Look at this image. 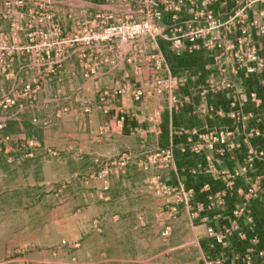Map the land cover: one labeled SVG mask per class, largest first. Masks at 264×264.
I'll use <instances>...</instances> for the list:
<instances>
[{
	"label": "rangeland",
	"instance_id": "1",
	"mask_svg": "<svg viewBox=\"0 0 264 264\" xmlns=\"http://www.w3.org/2000/svg\"><path fill=\"white\" fill-rule=\"evenodd\" d=\"M16 1L0 0V12L8 5L13 10L0 17L12 20L10 28L0 26V264H202L196 254L201 238L185 233L181 208L191 204L190 218L198 220L200 213L193 215V209L204 210L197 206L202 198L214 202L212 210L223 203L227 210V200L238 203L246 192L237 197L212 188L198 192L170 183V171L177 156L212 151L215 147L208 148L206 141L227 133L183 127L176 131L196 137L191 150L186 143L123 149L103 120L114 118L121 124L126 112L107 106L126 93L134 100L133 90L143 87L129 81L108 87L104 80L98 89L84 85L97 82L99 68L110 61L138 74L126 59L153 52L150 33L109 41L99 39L100 29L81 30L79 39L90 38L89 55L78 66L85 71L65 73V64L71 68V57L81 53L67 41L72 31L59 35L49 25L25 28L17 19L16 25L14 11L21 7ZM24 1L50 13L55 8V0ZM112 7L121 16L129 5L115 0ZM248 48L234 47L244 58L231 78L238 87H253L262 102L258 91L264 90V66L246 61ZM258 53L264 55V46ZM245 63L255 66L247 76ZM235 65L233 60L223 63L221 73H232ZM148 68L143 71L152 73ZM152 80L149 88L156 93ZM166 227L169 234L163 236Z\"/></svg>",
	"mask_w": 264,
	"mask_h": 264
},
{
	"label": "crops",
	"instance_id": "2",
	"mask_svg": "<svg viewBox=\"0 0 264 264\" xmlns=\"http://www.w3.org/2000/svg\"><path fill=\"white\" fill-rule=\"evenodd\" d=\"M28 2L24 1L21 7H17L13 21L17 19L25 28H33L35 24L41 25L39 19L46 8L41 5L37 8ZM54 5L52 20H45L42 25L56 24L61 34H64L65 30L73 31L75 25L85 21L98 10L92 0H55ZM10 21V18H0V26L10 28ZM89 46V43L84 42L77 44L78 48L75 50H81V53H75L71 57V68L68 69L65 64V73L85 71H80L79 67L83 65L82 58L89 55ZM151 48H157V51L165 55L170 74L180 78L172 93H153L148 84L154 74L169 73L153 74L144 70L135 74L120 62L118 65H110L112 61L108 62L110 64L103 63L99 68L97 73H101L102 77L97 82L87 80L84 86L98 89L103 86L104 80L108 87H117L124 81L143 87L144 96L141 101L132 100L130 94L126 93L107 106L115 113L126 112L121 124L114 118L103 120L111 127V134L122 140L123 144L119 146L123 149L146 150L158 145L173 144L177 147L180 143H186L185 149L189 150L197 140L189 133L181 134L176 131L183 127L188 131L192 128L205 131L214 127L227 133L226 144H218L212 151H205L197 156L188 152L187 158L177 156V165L170 171V183H183L186 188L198 192L209 188L222 193L227 191L235 197L246 192L252 184L259 185L257 196L247 202L246 212L237 218L236 226L229 231L222 244L214 242L207 234V228L212 226L219 230L229 227L233 209L246 201L243 197L238 203H228L227 200V210H224V203L220 206L217 202V206L212 210L209 206L214 207V202L202 198L197 206L204 210L201 211L198 207L193 209V215L200 213L198 220L190 218L189 203L190 207H182L181 216L179 215L188 230L185 233L189 237L201 238V244L196 251L198 258L210 261L211 264H217L218 261L219 264H244L242 257L249 246L248 239L254 236L261 240L264 238V178H260L264 175V90L258 91L262 94L260 106H256L249 98L240 102L239 95H247L254 91V88L238 87L232 80L234 73H217L216 63L199 54L175 56L161 40L157 45L152 44ZM208 62L211 69H207ZM103 73L109 75L103 77ZM225 80L232 85L225 86ZM174 97L177 103L174 102ZM163 172L159 171V174ZM122 244L126 245V242L123 241ZM253 264H264V258L254 253Z\"/></svg>",
	"mask_w": 264,
	"mask_h": 264
},
{
	"label": "built area",
	"instance_id": "3",
	"mask_svg": "<svg viewBox=\"0 0 264 264\" xmlns=\"http://www.w3.org/2000/svg\"><path fill=\"white\" fill-rule=\"evenodd\" d=\"M98 6L97 12L83 22L75 25L72 31L70 46H77L78 43H89L90 38L79 39L81 30L92 31L94 29L102 30L101 40H113L121 35L123 39L143 36L148 34L152 38V44L157 45V38H163L167 44L168 50L175 56L199 54L208 60H212L218 65V70L223 72L222 64L233 60L236 65L231 68L232 73H239L240 62L244 56L234 51V47L248 46L247 62H257L259 67L264 66V55L258 53V47L264 46V0H120L129 7L124 14L118 16L113 6L115 0H92ZM119 1V0H118ZM23 0H17V6H22ZM133 3V4H131ZM106 5V7H102ZM13 12L8 7L0 12V17L6 18ZM132 14H136L135 18ZM51 21L52 13L45 11L41 21ZM58 34L61 35L60 28L52 24ZM65 40L61 39V44ZM138 57H127V62L134 64V71L139 73L143 71L148 64L150 71L154 73H169L166 75H153V90L156 93H172L175 86L180 82V78L170 74L165 55L154 48L153 52L146 55L142 61ZM125 60V58H124ZM113 62V61H112ZM240 65H237V64ZM245 75L253 73L255 66L250 67L243 64ZM210 66L207 65V69ZM86 73H92L93 70H87ZM232 84L227 81L225 86ZM144 91L134 89L133 99L140 101ZM249 99L256 105H261L255 91L248 93ZM242 102L246 101L244 94L239 96ZM177 103V99L173 98ZM208 148H214L216 145L226 144L227 134L220 133L212 139H209ZM261 179L264 175H261ZM259 192V185L252 184L246 190V201L243 205L233 209L231 223L224 229H215L210 226L207 228V234L212 237L215 243H224L229 231L237 224V218L246 212L247 202L256 197ZM169 234V228L166 227L162 232L163 236ZM249 246L245 255L242 257L244 264H253V254L264 258V238L251 237L248 239ZM217 262V261H215ZM220 261L217 262L219 264ZM202 264H211L210 261L203 260ZM231 264V263H229Z\"/></svg>",
	"mask_w": 264,
	"mask_h": 264
}]
</instances>
